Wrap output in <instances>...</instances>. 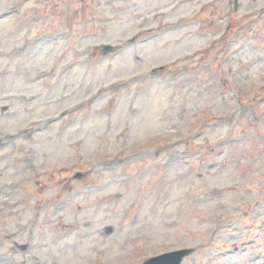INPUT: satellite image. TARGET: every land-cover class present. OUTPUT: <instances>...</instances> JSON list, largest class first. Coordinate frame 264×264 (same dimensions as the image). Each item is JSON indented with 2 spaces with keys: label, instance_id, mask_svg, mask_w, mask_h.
Here are the masks:
<instances>
[{
  "label": "rangeland",
  "instance_id": "obj_1",
  "mask_svg": "<svg viewBox=\"0 0 264 264\" xmlns=\"http://www.w3.org/2000/svg\"><path fill=\"white\" fill-rule=\"evenodd\" d=\"M236 3L0 0V264H264V0Z\"/></svg>",
  "mask_w": 264,
  "mask_h": 264
},
{
  "label": "water",
  "instance_id": "obj_2",
  "mask_svg": "<svg viewBox=\"0 0 264 264\" xmlns=\"http://www.w3.org/2000/svg\"><path fill=\"white\" fill-rule=\"evenodd\" d=\"M107 49H109V48H107ZM190 251L191 250H189V249H184V250L173 252L170 254L158 256L156 258L150 259L145 264H163V261H166L165 259H167V258H174V260H173L174 264H179L181 258L183 256H185L186 254H188Z\"/></svg>",
  "mask_w": 264,
  "mask_h": 264
}]
</instances>
